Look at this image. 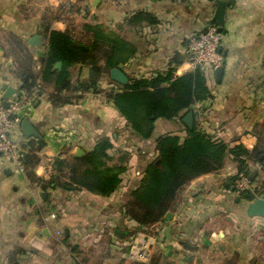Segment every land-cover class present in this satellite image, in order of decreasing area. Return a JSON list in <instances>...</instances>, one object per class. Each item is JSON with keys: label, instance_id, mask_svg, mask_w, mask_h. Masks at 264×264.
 <instances>
[{"label": "crops", "instance_id": "1", "mask_svg": "<svg viewBox=\"0 0 264 264\" xmlns=\"http://www.w3.org/2000/svg\"><path fill=\"white\" fill-rule=\"evenodd\" d=\"M222 1L226 4L219 44L222 77L217 82L215 69L204 67L211 98L195 102L191 112L194 125L213 138L251 150L257 144L255 131L264 124V0ZM215 9L216 0H0V97L3 86L22 93L5 101L25 97L14 73L18 51L13 39L25 44L34 70H39V58L47 52L43 22L76 37L85 34L84 24H100L119 34L136 47L135 55L120 68L128 77L164 71L175 56L180 61L175 74L181 75L194 69L186 40L215 23ZM138 11L152 14L157 22L126 25V18ZM71 71L72 82L88 75V69L79 65ZM110 80L109 74L101 79L105 91L112 87ZM50 91L43 85L33 105L20 111L22 121L28 119L40 137L26 136L22 123L12 131L23 152L31 139L42 143L34 169L38 177L48 180L56 173L57 158L75 155L78 149L83 155L103 136L111 140L113 151L123 149L131 157L120 187L103 197L53 184L43 188L32 183L11 156L0 154V264H140L126 257L136 223L124 216V205L157 155L155 139L169 132L184 136L185 116L158 119L152 137L143 140L131 133L105 93H86L75 104L54 108L47 98ZM249 166L252 184L259 187L264 166ZM237 171V163L227 155L220 169L194 178L180 190L172 208L149 228L156 227L164 236L156 252L159 264H204L202 246L213 245L215 239L221 241L222 264H264V217L247 216L250 202L226 188L227 178ZM259 197H264V189ZM53 212L55 219L49 217ZM232 216L236 223L220 225V220L227 223Z\"/></svg>", "mask_w": 264, "mask_h": 264}, {"label": "trees", "instance_id": "2", "mask_svg": "<svg viewBox=\"0 0 264 264\" xmlns=\"http://www.w3.org/2000/svg\"><path fill=\"white\" fill-rule=\"evenodd\" d=\"M156 22V18L146 11L135 12L125 20L126 25L132 27ZM82 29L85 34L76 37L69 30H55L43 22L47 52L39 58L37 71L31 52L20 40L13 39L18 51L14 73L21 81L20 88L25 96L36 91L38 97L43 92V85L50 86L47 98L57 108L77 103L86 93H105L126 120L131 133L143 140L152 137L158 119L182 120L193 112L195 102L211 98L204 67L197 65L189 72L176 75L175 69L180 63L177 56L170 60L164 71L128 77L125 85L110 80L112 87L103 90L102 77L112 68H122L135 55L136 47L103 25L84 24ZM57 63L61 65L57 67ZM78 65L86 67L88 75L72 82L71 69ZM184 132V136L169 132L155 139L157 155L145 166L139 184L124 205V216L136 223L131 234L161 221L180 190L194 178L220 169L227 155L237 163V172L252 182L249 163L264 166V124L262 130L255 131L257 144L251 150L242 144L230 147L196 125L191 129L184 125ZM41 146V142L31 139L24 148L22 163L32 183H40L43 188L53 184L54 188L86 190L103 197L112 195L120 187L130 159L126 150L113 151V143L103 136L81 156L57 158L54 162L56 173L48 180H42L34 171L39 163L37 151ZM238 173L227 178V189L233 188ZM261 186L264 189V183ZM258 189L245 190L237 196L251 202L261 195Z\"/></svg>", "mask_w": 264, "mask_h": 264}, {"label": "built area", "instance_id": "3", "mask_svg": "<svg viewBox=\"0 0 264 264\" xmlns=\"http://www.w3.org/2000/svg\"><path fill=\"white\" fill-rule=\"evenodd\" d=\"M220 40L221 32L218 30L216 23H211L200 33L189 36L186 40L189 63L193 67L197 65L211 69L219 67L222 60L219 52ZM36 98V91L24 98L16 97L8 101L0 97V154L11 156L21 171L24 170L22 163L24 152L13 140L12 131L16 125L22 123L20 111L26 107H31ZM253 186L249 177L244 176L243 173H238L233 190L239 193L251 190ZM50 218L55 219L56 214H50ZM156 241L157 237L155 235L141 233L140 231L131 234L126 257L131 261H148Z\"/></svg>", "mask_w": 264, "mask_h": 264}, {"label": "water", "instance_id": "4", "mask_svg": "<svg viewBox=\"0 0 264 264\" xmlns=\"http://www.w3.org/2000/svg\"><path fill=\"white\" fill-rule=\"evenodd\" d=\"M225 2L222 0H216V9L213 16V20L218 25V30L222 31V26L224 23V13H225ZM61 63H57V67H59ZM223 73V67L219 66L215 69L216 74V80L217 82H220L221 77ZM109 77L111 80L121 84L125 85L128 83L129 79L125 72H123L120 68H112L109 72ZM3 99L7 100L13 95L16 94V96L20 97L22 95L21 92H18L16 89L9 87V86H3ZM184 123L191 129L194 126V120H193V114L192 112H189L183 119ZM22 130L23 133L28 137H36L39 138L40 135L36 128L30 123L28 119H24L22 121ZM83 151L81 149H78L75 156L82 155ZM247 216L249 217H264V197H258L255 200L251 201L248 204ZM119 234V232H117ZM186 247H189L188 244H185Z\"/></svg>", "mask_w": 264, "mask_h": 264}, {"label": "rangeland", "instance_id": "5", "mask_svg": "<svg viewBox=\"0 0 264 264\" xmlns=\"http://www.w3.org/2000/svg\"><path fill=\"white\" fill-rule=\"evenodd\" d=\"M103 90H105V89H103ZM148 151L150 152V154H151V151H152V147L150 146L149 148H148ZM128 152V151H127ZM129 155H130V153H129ZM130 157H131V155H130ZM256 188H259L258 190L261 192L262 191V186L260 185L259 187L258 186H253L252 188H251V190H254V189H256ZM235 194V196H237V192H235L234 193ZM126 204V203H125ZM53 213H55V212H53ZM52 214V213H51ZM49 217H50V215H49ZM220 222V225H223V226H226V227H228V226H230L232 223L234 224V223H236L237 222V219H236V217H234V216H232V217H230V219H229V221H226L227 223H225V220L223 219V222L220 220L219 221ZM151 228H152V226H151ZM160 231V230H159ZM157 229H156V227L155 228H153V229H146V230H141L140 232L141 233H146V234H149V235H155L156 237H157V241L155 242V246H154V249H153V252L151 253V255H150V258H149V260L148 261H146V262H141V263H144V264H150L151 262H153V261H155L156 263L155 264H159V260H160V256H158V255H156L157 253V250H158V245L159 246H161V244H162V242H164L163 241V239H164V236H163V234H161L160 232H159ZM130 235H131V232H130ZM135 235V234H134ZM217 238V237H216ZM219 239H215V242H214V244L213 245H211V246H205V245H203L202 246V252H204L203 253V255H205V256H203V258L205 259V261H206V263H204V264H222V261L224 260L222 257V254L221 253H219V244H220V242L221 241H218ZM252 245V244H251ZM156 246H157V248H156ZM249 252L250 253H252V252H254L253 251V249H250L249 250ZM212 256V257H211ZM210 260V261H209ZM213 262H212V261ZM233 261H235L236 262V258H233ZM165 264H179V263H177V262H174V261H169V262H167V263H165ZM181 264H192L191 262H189V263H181Z\"/></svg>", "mask_w": 264, "mask_h": 264}]
</instances>
